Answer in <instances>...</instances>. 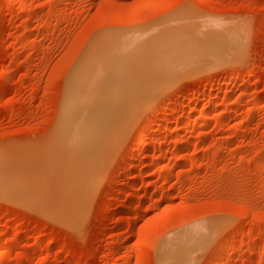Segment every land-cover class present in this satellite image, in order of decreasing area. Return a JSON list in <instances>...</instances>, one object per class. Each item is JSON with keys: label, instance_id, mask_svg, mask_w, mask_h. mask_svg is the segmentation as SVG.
Segmentation results:
<instances>
[{"label": "rangeland", "instance_id": "374dc122", "mask_svg": "<svg viewBox=\"0 0 264 264\" xmlns=\"http://www.w3.org/2000/svg\"><path fill=\"white\" fill-rule=\"evenodd\" d=\"M98 45L147 99L105 100L127 126L76 188L57 123ZM0 186V264H264V0H0Z\"/></svg>", "mask_w": 264, "mask_h": 264}, {"label": "bare ground", "instance_id": "6f19581e", "mask_svg": "<svg viewBox=\"0 0 264 264\" xmlns=\"http://www.w3.org/2000/svg\"><path fill=\"white\" fill-rule=\"evenodd\" d=\"M192 26V25H190ZM190 26H188L190 28ZM184 28V27H183ZM187 30V27L186 29L181 32L178 30V34L177 36L179 35L180 36V33L183 35V33H185V31ZM190 31V30H189ZM238 31V30H237ZM177 32V31H176ZM188 32V31H186ZM193 33V32H192ZM191 33V35H192ZM240 34V33H239ZM169 35V33H168ZM173 36L172 39H174L176 36V33L172 34ZM181 35V36H182ZM186 35V33L184 34V36ZM188 35V34H187ZM186 35V36H187ZM213 35V34H212ZM169 36V37H170ZM175 36V37H174ZM176 37L177 39H179L180 37ZM182 37L183 39L185 37ZM190 36V34H189ZM189 36H187L189 38ZM193 36V35H192ZM214 36V35H213ZM221 36V35H220ZM219 36V37H220ZM225 36V35H223ZM236 36V35H235ZM165 37V36H163ZM170 37V38H171ZM222 37V36H221ZM227 37V36H226ZM180 38V39H182ZM197 38V37H196ZM201 38V37H200ZM199 38V39H200ZM207 38V37H206ZM218 38V37H217ZM216 38V39H217ZM223 38V37H222ZM221 38V39H222ZM225 38V37H224ZM235 38V37H234ZM163 39V38H161ZM167 39V38H166ZM171 39V41H172ZM176 39V40H177ZM191 39V38H189ZM188 39V41H189ZM198 39V38H197ZM197 39L195 40L196 42V45L197 47L199 48L198 44L197 43H201L200 41H197ZM220 38H218L219 40ZM160 40V38H159ZM165 40V38H164ZM169 40V39H168ZM187 41V38L185 39ZM210 40L212 39H209L208 42H210ZM217 40V41H218ZM227 40V38H226ZM169 41V44L170 42ZM175 39L173 40V43H174ZM203 43L204 41L201 40ZM221 41V40H220ZM219 41V42H220ZM225 41V40H224ZM99 42V41H98ZM101 42V41H100ZM99 42V43H100ZM106 42V41H105ZM154 42V41H153ZM161 40L159 41V44L161 45ZM212 42H216V40H213ZM210 42V43H212ZM237 42V40H236ZM162 43H168V41L166 42H162ZM186 43V42H184ZM190 45L191 43H193L191 45L194 46V42L192 41L191 43L188 42ZM187 43V44H188ZM217 43V42H216ZM215 43V47L217 46H220L218 45L219 43L216 44ZM221 43V42H220ZM223 43V42H222ZM168 44V45H169ZM182 44V43H181ZM226 43L224 42V45ZM102 46V44H100ZM106 45V44H105ZM153 45V44H152ZM151 45V46H152ZM156 45V44H155ZM153 45V46H155ZM157 44V47H162ZM163 45V44H162ZM171 45V44H170ZM177 45V44H176ZM184 45V44H182ZM195 45V46H196ZM205 45V44H204ZM204 45L202 44V48H204ZM214 45V44H213ZM217 45V46H216ZM222 45V44H221ZM222 45V47L224 46ZM227 45V44H226ZM97 46V45H96ZM94 46L95 48L92 49V50H88L89 54L83 58V61L82 63L79 65V69L77 71H74V72H77L74 76H73V80H71L72 82V85L69 83V85H71V88H70V91L69 93H67L68 95V98L64 104L63 102V105H64V108L62 106V110L63 112L62 113V116H60V124L59 122L57 123L59 126H58V132L56 134V137L55 140H57V145L60 147L59 151L62 153H64V156L66 155V157H62L63 160H60L61 157L58 155V154H61L59 151L58 154H56V156L58 157L59 161H64L65 158H69V160L71 159L73 162H75V164L77 163V165H75V168L74 170L76 171V175L77 177L72 178V182L73 185H75V187L77 188L78 186H82V185H86V187L88 186L89 188H91L90 186L95 182V178H96V174L100 172L101 168H102V165L104 164L105 160L107 159V157L109 155H112L111 153V150L114 146V144H116V142L120 139L121 137V132L122 131V128L123 126L125 125L124 121L126 122V120H124V116L126 114H119L118 112H116V109L114 107H112V109L114 108V110L111 109V111L109 112L108 110L105 111V108H108L109 106V109L111 108L110 105H108V103L106 104V99H109V97H111L109 100H111V102H113V104H116L118 105V101L120 100V102H122L121 100L125 99L124 101V104L127 105L128 107V116L129 117H133L134 115H136L137 111L139 108V106H141L142 102H144L146 99H147V96L144 97V96H136L135 94L138 93V91L135 93V94H131L129 93L128 96H130V99H127L125 96V98L123 97V99H120V97L122 96V94H126L127 95V92H130V91H136V86L134 85V89L133 88V85L131 83H128L127 80L131 79L132 76H131V72L134 71L135 67L137 68L138 66V63L141 62V67H143L145 62L147 61H143V58L142 59H139V62H137L136 60V63H133V60L132 62L130 63L129 61L131 60H128V62H126V60L124 59L126 65L125 66H122V61H121V66L117 67V70L116 71L114 69V71L112 70L113 68H111L112 66L114 67L115 65H110L111 67H109V62L108 59H104L105 55L107 54L106 52V49L104 50V46L101 48L99 47H96ZM107 46V45H106ZM173 46V44L171 45ZM169 46V47H171ZM178 46V45H177ZM187 46V45H185ZM156 47V48H157ZM164 47V46H163ZM182 47V46H181ZM221 47V46H220ZM218 47V49L220 48ZM164 48H168L167 46L164 47ZM163 48V49H164ZM174 48V47H173ZM172 48V50H170L171 52L174 51L173 55L176 53H178L176 50H174ZM180 48V46H179ZM187 48V47H186ZM190 48V47H189ZM196 48V47H195ZM153 49V48H152ZM160 48H158V51L156 49V51L159 53L157 56L160 57V56H165V53L162 51V55H161V50H159ZM162 49V48H161ZM184 49V47H182L180 50ZM197 49V48H196ZM217 49V50H218ZM179 50V49H178ZM185 50V49H184ZM183 50V51H184ZM193 50V49H192ZM201 50V49H199ZM107 51H109V47L107 48ZM155 51V52H156ZM169 52L170 54V51L169 50H166ZM176 51V53H175ZM186 52H191L190 51H187L185 50ZM207 51V50H206ZM120 53V51H118ZM151 52V51H150ZM167 52V53H168ZM181 52V51H180ZM192 52H195V51H192ZM203 52V51H202ZM166 53V55H168ZM183 53V52H181ZM209 53H214L213 51L211 52V50H209L208 52V55ZM87 54V53H86ZM155 54V53H154ZM196 54V53H195ZM198 54V52H197ZM207 54V53H206ZM211 54V55H212ZM110 55V54H109ZM150 55V54H149ZM148 55V56H149ZM153 55V54H151ZM160 55V56H159ZM183 57L186 56V54L183 53ZM119 56V55H118ZM215 57V55H213ZM225 56V55H224ZM120 57V56H119ZM156 57V56H155ZM157 57V58H158ZM178 57V56H177ZM176 57V58H177ZM182 57V59H183ZM112 58V57H111ZM131 58V57H128V59ZM145 58V57H144ZM150 58V56L148 57V59ZM154 58V56H153ZM171 59H174L172 57H170ZM187 58V57H186ZM212 58V57H211ZM117 59V58H116ZM114 59V60H116ZM122 59V58H121ZM120 59V60H121ZM169 59V57H168ZM165 58V60L163 59V57L157 59L158 60V63L160 67H166L165 65H167V68H164V69H168L169 66L170 68H173V66H177V65H173L172 66V63L173 61H170V59L168 60ZM82 60V59H81ZM143 62H142V61ZM153 61V59H151ZM164 60V61H163ZM179 62L181 59H178ZM185 60V59H183ZM187 60V59H186ZM124 61H123V64H124ZM163 61V62H162ZM165 61H170L168 63H170L168 65L167 62ZM112 60L110 61V64H111ZM115 62V61H114ZM118 61H116L114 64H116ZM135 62V61H134ZM148 63L149 60L147 61ZM178 62V61H176ZM178 62V63H179ZM119 63V62H118ZM164 64V65H163ZM174 64V63H173ZM148 65V64H147ZM163 65V66H162ZM152 66V64H151ZM172 66V67H171ZM98 67V68H96ZM116 67V66H115ZM120 67H123V68H120ZM140 67V65L138 66V68ZM145 67V66H144ZM159 67V68H160ZM121 70H120V69ZM137 68V69H138ZM156 68V67H155ZM175 68V67H174ZM96 69V70H95ZM108 70L109 72H106V70ZM111 69V70H109ZM162 69V70H164ZM119 70L121 71L122 74H118ZM123 70V71H122ZM139 70V69H138ZM153 70H158V69H153ZM136 71V70H135ZM150 72H152V70H149V74ZM155 72V71H154ZM108 73V74H107ZM120 73V72H119ZM138 73V72H137ZM146 73V72H145ZM153 73V72H152ZM107 74V75H106ZM128 74H130V77L128 76ZM134 75V74H133ZM151 75V74H150ZM154 76V75H153ZM125 77H128L129 79H125ZM72 78V76H71ZM135 78V77H133ZM132 78V79H133ZM154 79V78H153ZM69 80V81H70ZM135 80V79H134ZM168 81V80H167ZM109 86L111 85V91L110 93L106 94L107 92V89L106 87L108 86L107 83H109ZM154 82V81H153ZM164 84V82H163ZM142 85V84H141ZM162 86V85H161ZM160 86V87H161ZM138 87V86H137ZM132 91V92H133ZM135 95V96H133ZM108 96V97H107ZM107 97V98H106ZM155 98V97H154ZM110 102V101H109ZM120 102H119V105H120ZM141 104V105H139ZM123 105V104H122ZM121 105V107H122ZM255 106V105H254ZM258 106V105H257ZM119 107V106H118ZM126 107V106H125ZM61 110V111H62ZM126 110V108L124 109ZM113 111V112H112ZM172 116V115H171ZM205 116V115H204ZM208 118V117H207ZM208 119H205L203 120V124H206L208 123L207 122ZM201 122V123H202ZM124 123V124H123ZM200 124V122L196 121V126L198 127V125ZM127 126V125H125ZM201 126V125H200ZM125 128L124 127L123 131H125ZM159 138V137H157ZM160 139V138H159ZM54 140V141H55ZM161 140V139H160ZM155 143V142H154ZM164 143V142H163ZM151 143H147L145 146L149 148V145ZM145 147V148H146ZM181 147V146H180ZM160 148V147H159ZM158 148V149H159ZM186 148V146H185ZM62 149V151H61ZM177 149V148H176ZM184 149V148H183ZM57 149L55 148V151ZM161 150V149H160ZM160 152V151H159ZM54 153V151L52 152ZM111 153V154H110ZM114 153V151H113ZM158 155V154H157ZM56 157V159H57ZM55 159V158H54ZM52 160L55 162V160ZM51 161V160H50ZM71 161H69L70 163ZM60 163L62 162H55V165L54 166H61ZM153 163V162H152ZM57 164V165H56ZM68 164V163H67ZM71 164V163H70ZM70 164H68L70 166ZM156 164V163H155ZM72 165V164H71ZM74 166V165H73ZM72 167V166H71ZM56 169V167H54ZM58 168V167H57ZM67 168V167H66ZM91 168V170H89ZM151 168V166H150ZM59 169V168H58ZM147 169V168H146ZM66 173V172H65ZM69 174V173H68ZM75 176V175H74ZM99 176V175H98ZM163 176V175H162ZM73 177V176H72ZM145 177V176H144ZM166 177V176H165ZM98 178V177H97ZM163 179H166L164 177H162ZM168 179V178H167ZM69 180H70V175H69ZM136 181V180H135ZM69 182V181H68ZM97 182V181H96ZM61 183V182H60ZM71 183V182H69ZM76 183H77V186H76ZM79 183V185H78ZM81 184V185H80ZM135 185V183H134ZM133 185V186H134ZM2 186V185H1ZM0 186V187H1ZM95 186V184L93 185ZM133 186H131L133 188ZM136 186V185H135ZM85 187V186H84ZM87 187V188H88ZM28 188V187H27ZM64 188V187H63ZM79 188V187H78ZM82 188V187H81ZM88 188V189H89ZM65 189V188H64ZM85 189V188H84ZM87 190V189H86ZM92 190V189H91ZM1 191V190H0ZM28 191V190H27ZM61 191V190H60ZM88 192H90V190H87ZM14 192V191H12ZM82 192H83V188H82ZM86 193V192H84ZM3 194V193H2ZM5 194V193H4ZM17 195V194H16ZM87 195V194H86ZM84 196V195H83ZM132 196V194H131ZM34 197V196H32ZM145 198V197H144ZM143 198V199H144ZM85 200V199H84ZM41 203V202H40ZM23 204V203H22ZM28 204V203H27ZM141 206V205H140ZM39 207V206H38ZM126 211H129L131 210V207L130 205H127V207L125 208ZM191 238V237H189ZM188 238V239H189ZM192 242V241H191ZM186 246V245H185ZM179 252V251H178ZM171 255V254H170ZM182 255V254H181ZM186 256V255H185ZM186 258V257H185ZM181 260V259H180ZM175 261V260H173ZM177 261H178V258H177ZM182 261V260H181ZM162 262V260H161ZM183 263V261H182ZM165 264V262H164Z\"/></svg>", "mask_w": 264, "mask_h": 264}]
</instances>
